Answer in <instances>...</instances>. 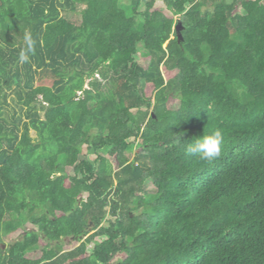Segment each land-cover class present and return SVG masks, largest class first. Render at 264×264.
<instances>
[{
  "label": "trees",
  "instance_id": "1",
  "mask_svg": "<svg viewBox=\"0 0 264 264\" xmlns=\"http://www.w3.org/2000/svg\"><path fill=\"white\" fill-rule=\"evenodd\" d=\"M161 1L0 0V264H264V0Z\"/></svg>",
  "mask_w": 264,
  "mask_h": 264
},
{
  "label": "rangeland",
  "instance_id": "2",
  "mask_svg": "<svg viewBox=\"0 0 264 264\" xmlns=\"http://www.w3.org/2000/svg\"><path fill=\"white\" fill-rule=\"evenodd\" d=\"M122 2H126L127 0H121ZM148 1V0H142L140 6H139V10H142L144 9V3ZM154 6H162V1L161 0H154ZM240 10V8H239ZM66 18L72 20L73 22L77 23L78 21V15L74 12V13H71V12H64L62 11L61 12ZM147 61V59H142V58H139V62L142 63V64H145ZM163 75L164 77H169L171 75V73H167V72H163ZM145 93L146 95H149L151 93V87L146 85L145 87ZM9 99V98H8ZM11 100V98H10ZM175 101L174 100H169V104H170V107H175L176 106V103H174ZM42 113H40L41 115ZM29 135L30 137L34 140L36 139V134L33 130H30L29 131ZM138 143L139 141L137 140L129 149H127L125 151V156L127 157L128 160H131L134 156V153L136 152L137 150V147H138ZM80 157H84L86 159H89V160H92L93 159V155L91 154H85L84 153V146H83V153L80 155ZM107 160L109 161L110 164H114L113 163V160L112 158H110L109 156L106 157ZM145 187L148 191H151L153 189L152 185L147 181L145 183ZM102 224H105V222H102ZM24 228L25 230H28V229H31L32 226L29 224V223H26L24 225ZM22 232V230H16L15 232L11 233V234H8V235H3L2 233H0V240H1V244H0V247L2 249H5L6 246L11 242L13 241L14 239H16L20 233ZM41 242H40V245H38L35 249H33L31 252H29L27 254V257L29 258H32V259H35V258H38L40 255H41V250H40V247H41ZM78 244V242L75 240V239H72V238H63L62 240V245H63V250H68V249H72L74 248L76 245ZM89 247H91L89 245Z\"/></svg>",
  "mask_w": 264,
  "mask_h": 264
},
{
  "label": "clouds",
  "instance_id": "3",
  "mask_svg": "<svg viewBox=\"0 0 264 264\" xmlns=\"http://www.w3.org/2000/svg\"><path fill=\"white\" fill-rule=\"evenodd\" d=\"M23 40L26 48L20 52V60L26 62L29 58V53L33 51L34 41L27 33H25ZM223 139V132L220 129H216L211 135L198 139L187 150L192 155L211 161L220 157Z\"/></svg>",
  "mask_w": 264,
  "mask_h": 264
}]
</instances>
